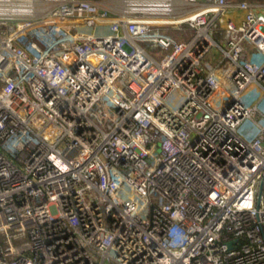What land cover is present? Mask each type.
I'll return each instance as SVG.
<instances>
[{
  "label": "built area",
  "instance_id": "obj_1",
  "mask_svg": "<svg viewBox=\"0 0 264 264\" xmlns=\"http://www.w3.org/2000/svg\"><path fill=\"white\" fill-rule=\"evenodd\" d=\"M263 103L264 3L0 0V264H264Z\"/></svg>",
  "mask_w": 264,
  "mask_h": 264
},
{
  "label": "rangeland",
  "instance_id": "obj_2",
  "mask_svg": "<svg viewBox=\"0 0 264 264\" xmlns=\"http://www.w3.org/2000/svg\"><path fill=\"white\" fill-rule=\"evenodd\" d=\"M226 19H227L226 17L223 18L218 24L222 26L223 21L224 20L226 21ZM97 32H98V34H100V32H101V34H108V33H110L109 29H105V28H100ZM170 33H172L174 35V37L177 38V39H182L183 38L182 33L178 32L177 30H171ZM216 41L219 44H222L221 43V40L219 38H216ZM138 43L142 47H145L146 46L145 43H142L140 41ZM249 52H250L251 55H253V58L255 60H258V61L261 60V56L258 54L257 51H255L252 48H249ZM222 58H223L222 52L219 49H217L216 47H214L211 50V52L206 56V59L205 60H206L207 63H210V64L216 66V65L219 64V62L222 60ZM261 98H262V96H259V97L258 96H255V92H254L253 89L252 90H249L246 93L247 104L249 106L254 105L257 101H260ZM261 107L264 109V103H263V105ZM107 264H110V263H107Z\"/></svg>",
  "mask_w": 264,
  "mask_h": 264
},
{
  "label": "crops",
  "instance_id": "obj_3",
  "mask_svg": "<svg viewBox=\"0 0 264 264\" xmlns=\"http://www.w3.org/2000/svg\"><path fill=\"white\" fill-rule=\"evenodd\" d=\"M241 1H248L252 3H260L263 4L264 0H236V2H241ZM226 21H223V25H225L228 21H233L235 23H239L243 20L244 14L242 12H239L237 10H232L226 15Z\"/></svg>",
  "mask_w": 264,
  "mask_h": 264
}]
</instances>
